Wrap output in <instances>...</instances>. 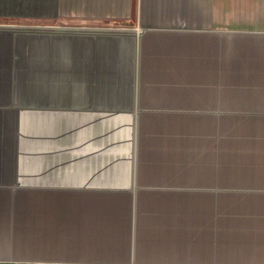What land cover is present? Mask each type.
Segmentation results:
<instances>
[{"label": "crops", "instance_id": "0c3cea01", "mask_svg": "<svg viewBox=\"0 0 264 264\" xmlns=\"http://www.w3.org/2000/svg\"><path fill=\"white\" fill-rule=\"evenodd\" d=\"M0 20V263L264 264V0Z\"/></svg>", "mask_w": 264, "mask_h": 264}, {"label": "rangeland", "instance_id": "374dc122", "mask_svg": "<svg viewBox=\"0 0 264 264\" xmlns=\"http://www.w3.org/2000/svg\"><path fill=\"white\" fill-rule=\"evenodd\" d=\"M73 24L71 23H64V22H54V23H47V22H34V21H17V20H6V21H1L0 20V28H5V29H33V30H43V29H63L64 26H71ZM45 26H50L53 28H46ZM57 26V27H54ZM85 26H94V25H85ZM68 28V27H67ZM24 90L23 86H17L14 88L13 91H21ZM0 264H5V263H0Z\"/></svg>", "mask_w": 264, "mask_h": 264}]
</instances>
